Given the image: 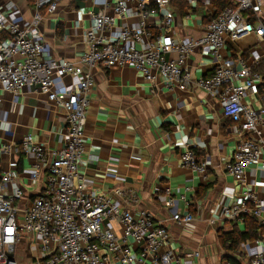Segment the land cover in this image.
Returning a JSON list of instances; mask_svg holds the SVG:
<instances>
[{"label": "built area", "instance_id": "1", "mask_svg": "<svg viewBox=\"0 0 264 264\" xmlns=\"http://www.w3.org/2000/svg\"><path fill=\"white\" fill-rule=\"evenodd\" d=\"M175 1L114 0L115 16L124 19L134 13L141 20L109 37L104 32L114 24V17L106 10L89 11L84 35L88 49L76 62H70L45 56L39 32V24L56 12L59 0H31L33 15L29 22L14 18L15 8L8 0H0V33L7 38L0 41V90L18 95L28 88L44 96L61 108L66 126L59 150L46 148L31 134L24 136L18 147L0 146L8 159L11 150L30 159V181L40 187L32 201L23 205L25 192L17 182L20 177L16 165L1 167L0 264H17L16 248L22 249L30 264H182L164 225L148 211L135 214L123 206L135 204L134 196L120 188L106 195L95 194L78 175L88 139L83 123L97 68L128 67L141 73L147 82H153L157 75L179 91L195 87L210 98L208 102L216 104L229 120L226 131L236 139L222 171L241 187L240 202L224 206L222 215L234 222L253 216L264 227V196L248 183L252 167L264 171V105L257 109L252 102H245V98L257 95L258 85H264L263 76L254 71L264 54V0H228L230 5L218 13L211 8L208 20L200 25V37L182 40L173 36ZM182 1L187 17L198 3L209 9L211 6V0ZM151 17L158 19V38L146 24ZM251 36L258 45L246 50V59L235 51L223 53L225 45L235 48ZM200 50L211 55L212 68L208 77L195 79L184 60ZM64 77L70 78L75 87L58 92L56 80ZM179 161L196 176L199 187L209 183L208 157L199 158L186 144ZM192 190L188 186L164 190V207L170 221L178 226L194 219L188 208L197 204L185 196ZM179 201L185 212L177 209ZM253 243L264 247V236ZM190 256L195 259L199 253ZM247 264H264V249L251 254Z\"/></svg>", "mask_w": 264, "mask_h": 264}, {"label": "crops", "instance_id": "2", "mask_svg": "<svg viewBox=\"0 0 264 264\" xmlns=\"http://www.w3.org/2000/svg\"><path fill=\"white\" fill-rule=\"evenodd\" d=\"M8 1L16 10L14 18L31 21V0ZM113 5L114 0L89 3L59 0L56 12L39 24L44 55L76 62L88 49L84 35L89 26V11L106 10L107 15L114 17V24L104 32L105 37L140 22V16L134 13L124 19L118 18L113 14ZM173 7V36L181 40L200 37V25L208 20L212 7L209 9L198 3L190 10L189 17L182 0L175 1ZM146 24L158 38V19L148 18ZM6 40L5 34L0 33V41ZM255 42L256 38L251 36L238 42L235 48L225 45L223 53L235 51L246 59V50L251 45L256 46ZM211 63V55L205 50L196 51L184 60L185 68L195 79L208 77ZM254 71L261 74L264 81V54ZM93 80L83 123L88 139L78 169L83 184L91 192L106 195L115 188L129 192L136 203H124L123 206L135 214L148 211L156 222L164 225L182 264H223L228 258L237 264H247L251 254L264 249L262 244L253 243L264 233L255 240L242 243L235 252L224 251L219 244V230L230 231L233 226L240 230L239 227L244 225L242 221L226 220L221 212L224 206L240 202L241 187L222 171V164L231 155L236 139L226 131L229 120L221 115L216 104L208 102L210 98L195 87L179 91L157 75L153 82H147L141 73L128 67L97 68L93 71ZM74 87L70 78L56 80L58 92ZM245 102H252L257 109L263 106L264 85H258L257 95L245 98ZM65 132L61 108L44 96L28 88L18 95L0 90V146L13 144L18 147L19 141L31 134L35 140L44 142L46 148L59 150ZM262 132L264 135V129ZM186 144L199 158L206 156L209 159V183L206 186L199 187L196 176L180 164L179 155ZM5 164L16 165L20 177L17 182L25 192L22 204H28L40 190L28 175L30 159L14 150L10 151L8 159L0 151V170ZM252 169L249 186L264 196V171ZM184 186L193 189V193L185 196L197 207L188 208L193 221L178 226L170 221V213L164 207V190ZM177 209L186 211L181 201L177 203ZM22 253L23 256L16 259L17 264H30V259ZM193 253H199V257L194 259L190 256Z\"/></svg>", "mask_w": 264, "mask_h": 264}, {"label": "trees", "instance_id": "3", "mask_svg": "<svg viewBox=\"0 0 264 264\" xmlns=\"http://www.w3.org/2000/svg\"><path fill=\"white\" fill-rule=\"evenodd\" d=\"M210 5L214 9V13H218L221 9L230 4L228 0H211ZM241 221L244 225L243 230H238L233 226L230 231H218V241L224 251L235 252L242 243L255 240L264 233V227L258 224L255 217L243 216ZM228 260L231 259L228 258ZM231 263L237 264L233 260H231Z\"/></svg>", "mask_w": 264, "mask_h": 264}, {"label": "rangeland", "instance_id": "4", "mask_svg": "<svg viewBox=\"0 0 264 264\" xmlns=\"http://www.w3.org/2000/svg\"><path fill=\"white\" fill-rule=\"evenodd\" d=\"M239 228H240V230H242L243 229L242 225ZM22 256H23V253H22L21 248H16V250H15V259H20V257H22Z\"/></svg>", "mask_w": 264, "mask_h": 264}]
</instances>
